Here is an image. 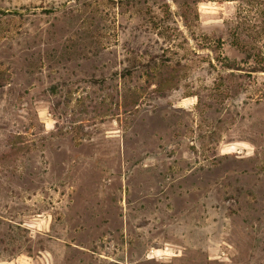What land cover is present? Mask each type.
I'll list each match as a JSON object with an SVG mask.
<instances>
[{
    "label": "rangeland",
    "instance_id": "obj_1",
    "mask_svg": "<svg viewBox=\"0 0 264 264\" xmlns=\"http://www.w3.org/2000/svg\"><path fill=\"white\" fill-rule=\"evenodd\" d=\"M261 58L264 0H0V264H264Z\"/></svg>",
    "mask_w": 264,
    "mask_h": 264
},
{
    "label": "trees",
    "instance_id": "obj_2",
    "mask_svg": "<svg viewBox=\"0 0 264 264\" xmlns=\"http://www.w3.org/2000/svg\"><path fill=\"white\" fill-rule=\"evenodd\" d=\"M249 56L251 58V55H249ZM257 64H258V68L256 69V71L257 72H264V58H261L260 61H257Z\"/></svg>",
    "mask_w": 264,
    "mask_h": 264
}]
</instances>
